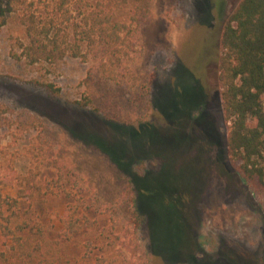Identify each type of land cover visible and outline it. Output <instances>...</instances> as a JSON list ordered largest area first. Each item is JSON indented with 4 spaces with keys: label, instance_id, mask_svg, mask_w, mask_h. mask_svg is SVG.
Masks as SVG:
<instances>
[{
    "label": "rangeland",
    "instance_id": "obj_1",
    "mask_svg": "<svg viewBox=\"0 0 264 264\" xmlns=\"http://www.w3.org/2000/svg\"><path fill=\"white\" fill-rule=\"evenodd\" d=\"M33 1L47 7V0ZM237 2L152 0L141 23L134 77L126 81L104 77L98 58L13 59L10 45L15 37L25 39V31L18 11L6 15L0 24V103L12 124L0 127V168L8 171L0 191L16 196L18 188L29 193L32 187L20 204L31 223L44 224L57 264H83L100 254L114 264H139L144 252L151 264H264V216L229 160L221 109L220 36ZM204 85L215 93L204 118L195 111L191 121H178L202 98ZM86 98L90 105H83ZM25 113L38 120L36 127L24 130L13 122ZM87 132L120 142L133 159L128 169L83 137ZM40 144L42 157L63 165L67 176L56 182V166H41L27 185L19 178L31 168L27 149L37 151ZM139 192L141 223L133 206ZM68 209L86 215L90 225L64 237ZM151 228L161 254L153 250ZM31 235L23 241L29 250ZM179 241H186L185 250ZM44 251L32 250L29 264H42ZM17 253L0 233V264H26Z\"/></svg>",
    "mask_w": 264,
    "mask_h": 264
},
{
    "label": "trees",
    "instance_id": "obj_2",
    "mask_svg": "<svg viewBox=\"0 0 264 264\" xmlns=\"http://www.w3.org/2000/svg\"><path fill=\"white\" fill-rule=\"evenodd\" d=\"M47 7H41L33 0H0V24L6 15L19 12V20L24 26L25 39L15 37L9 48V55L15 60H25L30 64L40 61L53 62L65 56L78 57L83 61L98 58L100 73L114 81H126L134 77L133 65L140 44L141 23L150 14L152 0H47ZM219 82L221 85V109L223 118L228 122L226 151L235 171L248 186L264 216V0H238L223 23L218 56ZM46 87L52 92L58 88L52 82ZM83 105H90L86 98ZM8 108L0 103V127L11 126ZM22 117L24 119H22ZM22 122V129L37 126L38 120L30 113L17 115L13 120ZM142 126L147 124L142 123ZM89 141L104 151L120 168L128 169L132 158L125 157L124 146L112 142L100 134L82 133ZM119 144L121 146H119ZM37 151L27 149L31 168L21 181L28 185L36 178L41 166H56L60 182L67 176L64 167L55 159L48 160ZM8 171L0 168V183ZM138 177V176H136ZM61 184V183H60ZM40 190L41 185H34ZM17 189L16 196H6L0 191V233L10 248L17 250V257L25 256L27 263L32 261V250L45 248L42 264H57L51 255L50 241L44 232V224L39 220L31 223L20 200L29 193ZM61 188L65 189V186ZM140 188V187H139ZM141 189V188H140ZM142 190V189H141ZM133 198V206L140 223L138 199ZM113 219L112 213H109ZM90 225L84 214L75 215L67 210L62 218L61 233L64 237L76 233ZM152 227V226H151ZM154 252L161 254L153 239ZM31 235L32 250L24 247L26 234ZM56 242V241H55ZM180 241V249L187 244ZM185 250V249H184ZM177 251V250H176ZM174 251V253H178ZM135 258L139 257L131 249ZM139 264H151V257L143 253ZM83 264H114L104 254L96 255Z\"/></svg>",
    "mask_w": 264,
    "mask_h": 264
},
{
    "label": "flooded vegetation",
    "instance_id": "obj_3",
    "mask_svg": "<svg viewBox=\"0 0 264 264\" xmlns=\"http://www.w3.org/2000/svg\"><path fill=\"white\" fill-rule=\"evenodd\" d=\"M202 94H203L202 95V98H199L198 100H193V102L190 105L188 111H182V113L177 118L178 121L181 118H184V119H186V118L190 119L191 118L192 119V115H193V113L195 111H196L195 112V115H197V117H199V119L200 118H204V114H206V109H207L206 108L207 102H208V100H209V98H210L211 95H212V98L213 99L215 98V93H211V95H210V92H208V90L206 89V87L204 85V90H203V93ZM193 117H196V116H193ZM188 119H186V120H188ZM191 119H190V121H191ZM205 119H208V118H205ZM203 121H204V124L207 125V127H209L210 129L213 128L212 123L210 121L204 120V119H203ZM191 124H194V123L191 122ZM203 129L200 130V133L203 136L201 139H203L204 141H206V140H208V137L209 136H208L207 132L204 131ZM181 131H183V130L181 129L180 132L179 131L178 132L182 134ZM206 143H208V142L206 141Z\"/></svg>",
    "mask_w": 264,
    "mask_h": 264
}]
</instances>
